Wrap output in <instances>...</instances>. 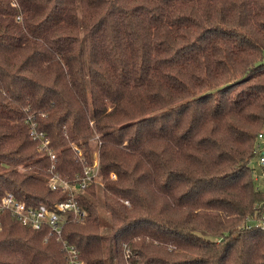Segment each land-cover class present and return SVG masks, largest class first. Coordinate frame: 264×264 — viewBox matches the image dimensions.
<instances>
[{
    "label": "trees",
    "instance_id": "16d2710c",
    "mask_svg": "<svg viewBox=\"0 0 264 264\" xmlns=\"http://www.w3.org/2000/svg\"><path fill=\"white\" fill-rule=\"evenodd\" d=\"M263 53L264 0H0V197L65 201L76 144L101 184L62 229L83 264H264ZM0 264L65 260L0 211Z\"/></svg>",
    "mask_w": 264,
    "mask_h": 264
},
{
    "label": "built area",
    "instance_id": "2783aa9c",
    "mask_svg": "<svg viewBox=\"0 0 264 264\" xmlns=\"http://www.w3.org/2000/svg\"><path fill=\"white\" fill-rule=\"evenodd\" d=\"M27 123L30 128V136L32 139L38 140L39 142L38 150L46 148L49 141L43 134L35 131L36 124L31 118H27ZM259 137H261V135H259ZM94 144L96 145V141ZM96 146H98V143ZM70 147L82 164V175L76 178L74 182L70 183L49 170L50 174L47 179L51 190L64 191V193H66L65 201L55 203L52 208L44 204L33 207L26 206L24 203L17 200L13 194L6 193L0 197V211L9 212L22 226L34 230H46L49 236L54 237L55 240L61 244V249L64 252L65 264H83V261L80 259L79 251L62 238V229L64 223L69 220L78 224L84 222L86 217L85 211L76 203L75 198L78 194L84 193L91 185L101 186L99 165L96 153L93 155L92 163L89 164L85 162V158L78 145L71 144ZM263 147H258L255 153L264 154ZM48 155L50 156V153ZM258 162L263 164L264 158L260 157ZM114 177L115 176L111 174V178L114 179ZM123 203L128 205L127 201H123ZM261 229H264V222L261 223ZM124 256L125 258L130 256V252L126 247H124ZM136 256L137 255H134V257Z\"/></svg>",
    "mask_w": 264,
    "mask_h": 264
},
{
    "label": "rangeland",
    "instance_id": "374dc122",
    "mask_svg": "<svg viewBox=\"0 0 264 264\" xmlns=\"http://www.w3.org/2000/svg\"><path fill=\"white\" fill-rule=\"evenodd\" d=\"M263 56H264V53H263ZM94 155V153H93ZM257 160H258V157H254L252 160H251V166L252 168L254 169V173L258 176L259 178V181L262 180V173L259 169V166L257 164ZM98 188L96 187V191ZM97 198L95 200L96 202V205H97V208H98V214H99V221L101 222L100 225H101V233H105L107 229V227H109V223H110V217H109V214L108 212L104 209V207L102 206V198H101V193H100V190L98 191L97 193ZM113 264H114V259H113Z\"/></svg>",
    "mask_w": 264,
    "mask_h": 264
}]
</instances>
